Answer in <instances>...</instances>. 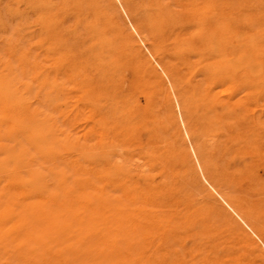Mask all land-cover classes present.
<instances>
[{
  "label": "rangeland",
  "instance_id": "1",
  "mask_svg": "<svg viewBox=\"0 0 264 264\" xmlns=\"http://www.w3.org/2000/svg\"><path fill=\"white\" fill-rule=\"evenodd\" d=\"M108 1L0 0V264H264V0ZM112 60L139 97L94 92Z\"/></svg>",
  "mask_w": 264,
  "mask_h": 264
},
{
  "label": "bare ground",
  "instance_id": "2",
  "mask_svg": "<svg viewBox=\"0 0 264 264\" xmlns=\"http://www.w3.org/2000/svg\"><path fill=\"white\" fill-rule=\"evenodd\" d=\"M84 1H85V0H84ZM107 1H108V0H107ZM109 1H111V0H109ZM109 1H108V2H109ZM117 1H118V0H117ZM122 1H123V0H122ZM124 1H125V0H124ZM128 1H131V0H128ZM138 1H139V0H138ZM143 1H144V0H143ZM182 1H183V0H182ZM201 1H202V0H201ZM211 1H212V0H211ZM213 1H214V0H213ZM213 1H212V2H213ZM221 1H222V0H221ZM221 1H220V2H221ZM63 2H64V4H65V1H63ZM63 2H62V3H63ZM68 2H70V1H68ZM82 2H83V1H82ZM82 2H81V3H82ZM103 2H104V1H103ZM125 2H126V1H125ZM135 2H136V1H135ZM152 2H153V1H152ZM177 2H178V1H177ZM184 2H185V1H184ZM184 2H182V3H184ZM212 2H211V3H212ZM218 2H219V0H218ZM105 3H107V2H105ZM110 3H111V2H110ZM113 3H114V2H113ZM119 3H120V2H119ZM123 3H124V2H123ZM137 3H138V2H137ZM140 3H141V2H140ZM173 3H174V2H173ZM179 3H180V2H179ZM191 3H192V2H191ZM191 3H190V6H191ZM211 3H210V4H211ZM222 3H223V2H222ZM53 4H54V2H53ZM67 4H69V3H67ZM72 4H73V3H72ZM83 4H84V3H83ZM98 4H99V3H98ZM134 4H136V3H134ZM150 4H151V3H150ZM160 4L162 5L161 2H160ZM174 4H175V3H174ZM200 4H201V3H200ZM202 4H203V3H202ZM202 4H201V5H202ZM215 4H216V3H215ZM48 5H49V4H48ZM55 5H56V4H55ZM110 5H111V4H110ZM127 5H129V4L127 3ZM139 5H140V4H139ZM139 5L136 4V7H138ZM176 5H177V4H176ZM184 5H185V4H184ZM186 5H187V4H186ZM188 5H189V4H188ZM188 5H187V6H188ZM198 5H199V4H198ZM204 5H205V4H204ZM211 5H212V4H211ZM211 5H210V6H211ZM216 5H218V4H216ZM42 6H43V5H42ZM46 6H47V5H46ZM50 6H51V5H50ZM52 6H53V5H52ZM57 6H58V5H57ZM66 6H67V5H66ZM82 6H83V5H82ZM96 6H97V4H96ZM96 6H94V7H96ZM98 6H99V5H98ZM114 6H115V4H114ZM119 6H121V5H119ZM124 6H125V5H124ZM132 6H133V4H132ZM148 6H150V5H148ZM152 6H153V5H152ZM158 6H159V5H158ZM158 6H157V7H158ZM181 6H182V5H181ZM196 6H197V5H196ZM202 6H203V5H202ZM202 6H201V7H202ZM212 6H213V5H212ZM218 6H219V5H218ZM43 7H45V6H43ZM54 7H55V6H54ZM64 7H65V6H64ZM92 7H93V6H92ZM105 7H106V8L108 7V3H107V6L105 5ZM105 7H103V8L105 9ZM150 7H151V6H150ZM162 7H163V6H162ZM168 7H170V5H169ZM179 7H180V5H179ZM188 7H189V6H188ZM191 7H192V6H191ZM194 7H195V6H194ZM197 7H198V6H197ZM214 7H215V6H214ZM214 7H213V8H214ZM47 8H48V7H47ZM47 8H46V9H47ZM67 8H68V6H67ZM100 8H102V7L100 6ZM103 8H102V9H103ZM112 8H113V6H112ZM112 8H108V9H110V10L112 11ZM120 8H121V7H120ZM126 8H127V7H125V9H126ZM129 8L132 9L131 7H129ZM129 8H127V10H128ZM151 8H152V7H151ZM163 8H164V7H163ZM174 8H175V7H174ZM208 8H209V7H208ZM216 8H217V7H216ZM216 8H215V9H216ZM233 8H234V7H233ZM48 9H49V8H48ZM52 9H53V8H52ZM63 9H64V8H63ZM70 9H71V8H70ZM84 9L86 10L87 8L85 7ZM90 9H92V8H90ZM95 9H96V8H95ZM165 9H166V8H165ZM170 9H171V8H170ZM178 9H179V8H178ZM183 9H184V8H183ZM215 9H214L213 11H215ZM42 10H43V8H42ZM49 10H51V8H50ZM65 10H66V9H64V11H65ZM68 10H69V8H68ZM114 10H116V9H114ZM123 10H124V9H123ZM133 10H134V8H133ZM141 10H142V9H140L139 11H141ZM153 10H154V9H153ZM173 10H174V9H173ZM184 10H186V9H184ZM189 10H191L190 7H189ZM192 10H193V9H192ZM46 11H47V10H46ZM52 11H53V10H52ZM81 11L84 12V10H82V8H81ZM111 11H110V12H111ZM147 11H148V10H147ZM163 11H164V10H163ZM166 11H167V10H165V12H166ZM203 11H204V10H203ZM203 11H202V12H203ZM41 12H42V11H41ZM44 12H45V11H44ZM49 12H50V11H49ZM114 12H115V11H114ZM142 12H143V11H142ZM144 12H145V11H144ZM161 12H162V11H161ZM161 12H160V13H161ZM186 12H187V10H186ZM89 13H90V12H89ZM128 13H129V12H128ZM133 13H134V12H133ZM133 13H131V15H132ZM146 13H147V12H146ZM151 13H152V12H151ZM151 13H150V14H151ZM166 13H167V12H166ZM170 13H171V12H170ZM174 13H175V12H174ZM176 13H177V11H176ZM183 13H184V12H183ZM189 13H190V12H189ZM205 13H206V12H205ZM205 13H203L202 16H203ZM214 13H216V12H214ZM83 14H84V13H83ZM95 14H96V13H95ZM108 14H109V13H108ZM140 14H142V13H140ZM150 14H149V15H150ZM161 14H162V13H161ZM212 14H213V13H212ZM71 15H72V14H71ZM80 15H81V14H80ZM91 15H92V14H91ZM138 15H139V14H138ZM146 15H147V14H146ZM188 15H191V14H188ZM188 15H186V16H188ZM192 15H193V14H192ZM200 15H201V14H200ZM208 15H210V14H208ZM133 16H134V14H133ZM135 16H136V15H135ZM144 16H145V15H144ZM144 16H143V17H144ZM162 16H163V15H162ZM177 16H178V15H177ZM179 16H180V15H179ZM211 16H212V15H211ZM211 16H210V17H211ZM213 16H214V15H213ZM56 17H57V16H56ZM85 17H87V16H85ZM97 17H99V16H97ZM110 17H111V15H110ZM136 17H137V16H136ZM149 17H150V16H149ZM163 17H164V16H163ZM189 17H191V16H189ZM194 17H195V16H194ZM194 17H193V18H194ZM205 17H206V15H205ZM205 17L203 16V18H205ZM87 18H89V16H88ZM118 18H119V17H118ZM133 18H134V17H133ZM145 18H147V17H145ZM169 18H170V17H169ZM169 18H168V19H169ZM171 18H172V17H171ZM177 18H178V17H177ZM177 18H176V19H177ZM180 18H181V17H180ZM187 18H188V17H187ZM195 18H196V17H195ZM198 18H199V17H198ZM198 18H197V19H198ZM77 19H78V18H77ZM81 19H82V18H81ZM130 19H131V18H130ZM135 19H136V18H135ZM143 19H144V18H143ZM182 19H183V18H182ZM188 19H189V18H188ZM215 19H216V18H215ZM82 20H83V19H82ZM85 20H86V19H85ZM127 20H128V19H127ZM138 20H139V19H138ZM147 20H148V19H147ZM147 20H146V21H147ZM173 20H174V19H173ZM173 20H172V21H173ZM177 20H179V19H177ZM180 20H181V19H180ZM180 20H179V21H180ZM204 20H205V19H204ZM79 21H80V20H79ZM92 21H93V20H92ZM113 21H114V20H113ZM115 21H116V20H115ZM139 21H141V20H139ZM170 21H171V20H170ZM188 21H189V20H188ZM191 21H192V20H191ZM89 22H90V21H89ZM156 22H157V21H156ZM174 22H175V21H174ZM183 22H184V20H183ZM185 22H186V21H185ZM197 22H198V21H197ZM207 22H208V21H207ZM214 22H216V21H214ZM217 22H219V21H217ZM83 23H84V21H83ZM85 23H86V22H85ZM98 23H99V22H98ZM135 23L137 24V21H136ZM144 23H145V22H144ZM147 23H148V21H147ZM170 23H172V22H170ZM188 23H189V22H188ZM191 23H193V22H191ZM202 23H203V22H202ZM61 24H62V23H60V25H61ZM63 24H64V23H63ZM81 24H82V23H81ZM118 24H119V23H118ZM120 24H122V23H120ZM129 24H130L129 26H131L132 29L135 30V28H134V26H135L134 23L132 24V22L129 21ZM138 24H140V23L138 22ZM145 24H146V23H145ZM145 24H143V25H145ZM150 24H151V23H150ZM174 24H175V23H174ZM185 24H186V23H185ZM197 24H198V23H197ZM87 25H88V24H87ZM93 25H94V23H93ZM96 25H97V24H96ZM115 25H116V24H115ZM133 25H134V26H133ZM146 25H148V24H146ZM146 25H145V26H146ZM175 25H176V24H175ZM183 25H184V23H183ZM187 25H188V24H187ZM198 25H199V24H198ZM200 25H201V23H200ZM208 25H209V24H208ZM212 25H213V24H212ZM61 26L63 27V25H61ZM61 26H60V27H61ZM99 26H100V25H99ZM117 26H118V25H117ZM137 26H138V25H137ZM137 26H136V27H137ZM151 26H152V24H151ZM162 26H163V25H162ZM181 26H182V25H181ZM195 26H196V25H195ZM205 26H206V25H205ZM82 27H83V26H82ZM85 27H86V26H85ZM94 27H95V26H94ZM111 27H112V25L110 26V29H111ZM123 27H124V26H123ZM131 27H130V28H131ZM139 27H140V25H139ZM139 27H138V28H139ZM149 27H150V26H149ZM163 27H165V25H164ZM169 27H170V26H169ZM169 27H168V28H169ZM183 27H184V26H183ZM196 27H198V26H196ZM92 28H93V27H91V29H92ZM100 28H101V27H100ZM107 28H108V27H107ZM113 28H114V27H113ZM141 28H142V27H141ZM170 28H171V27H170ZM173 28H174V27H173ZM194 28H195V27H194ZM199 28H201V26L198 27V29H199ZM205 28H206V27H205ZM50 29H52V28H50ZM83 29H84V28H83ZM98 29H99V28H98ZM98 29H97V31H98ZM108 29H109V28H108ZM119 29H120V28H119ZM121 29H123V28H121ZM142 29H143V28H142ZM147 29H148V28H147ZM178 29H182V28L179 27ZM190 29H191V26H190ZM198 29H197V31H198ZM201 29H202V28H201ZM210 29H211V28H210ZM58 30H59V29H58ZM89 30H90V29H89ZM95 30H96V29H95ZM95 30H94V31H95ZM106 30H107V29L105 28V31H106ZM125 30H126V29H125ZM134 30H133V31H134ZM148 30H150V29H148ZM175 30H177V29H175ZM185 30H186V29H185ZM199 30H200V29H199ZM205 30H206V29H205ZM64 31H65V30H64ZM91 31H92V30H91ZM94 31H93V32H94ZM100 31H101V29H100ZM105 31H104V32H105ZM137 31H138V30H137ZM165 31H166V30H165ZM171 31H172V30H171ZM171 31H170V32H171ZM183 31H184V30H183ZM200 31H201V30H200ZM60 32H61V31H60ZM73 32H74V31H73ZM106 32H107V31H106ZM109 32H110V31H109ZM122 32H123V31H122ZM135 32H136V31H135ZM144 32H145V31H144ZM148 32H149V31H148ZM185 32H186V31H185ZM187 32H188V31H187ZM187 32H186V33H187ZM204 32H205V31H204ZM99 33H100V32H99ZM99 33L97 32L96 34H99ZM110 33H111V32H110ZM125 33H126V32H125ZM136 33H137V32H136ZM138 33H140V32H138ZM145 33H146V32H145ZM163 33H164V32H163ZM179 33L182 34L183 32H179ZM186 33H184V34H186ZM198 33H200V32H198ZM216 33H217V32H216ZM62 34H63V33H61V35H62ZM74 34H76V32H74ZM86 34H87V33H86ZM104 34H105V33H104ZM104 34H102V35L104 36ZM115 34H116V33H115ZM115 34H114V35H115ZM118 34H119V33H118ZM118 34H116V35H118ZM121 34H122V33H121ZM130 34H132V33L130 32ZM140 34H141V33H140ZM150 34H151V33L149 32V35H150ZM164 34H165V33H164ZM170 34H172V33H170ZM173 34H174V33H173ZM177 34H178V32H177ZM177 34H176V35H177ZM181 34H180V35H181ZM184 34H183V35H184ZM200 34H201V33H200ZM211 34H212V33H211ZM89 35H92V34H89ZM116 35H115V36H116ZM119 35H120V34H119ZM119 35H118V36H119ZM128 35H129V34H128ZM137 35H138V34H137ZM141 35H142V34H141ZM187 35H188V33H187ZM197 35H198V34H197ZM219 35H220V34H219ZM219 35H218V36H219ZM55 36H56V35H55ZM64 36H65V35H64ZM67 36H68V35H66V38H67ZM72 36H73V35H72ZM72 36H71V37H72ZM80 36H82V35H80ZM115 36H114L113 38H115ZM121 36H122V35H121ZM145 36H148V35L145 34ZM153 36H154V35H153ZM161 36H162V35H161ZM199 36H200V35H199ZM209 36L211 37V35H209ZM62 37H63V36H62ZM62 37H61V38H62ZM71 37H70V38H71ZM76 37H78V35H77ZM76 37H75V38H76ZM90 37H91V36H90ZM104 37H105V36H104ZM108 37H109V36H108ZM122 37H123V36H122ZM127 37H128V36H127ZM130 37H131V36H130ZM130 37H128V39H129ZM134 37H136V36H134ZM149 37H150V36H149ZM151 37H152V36H151ZM171 37H172V35H171ZM174 37H175V36H174ZM176 37H177V36H176ZM186 37H187V36H186ZM188 37H189V36H188ZM223 37H224V36H223ZM227 37H228V36H227ZM54 38H55V37H54ZM68 38H69V37H68ZM70 38H69V39H70ZM84 38L86 39V37H84ZM96 38H99V36L96 37ZM124 38H125V37H124ZM154 38H155V37H154ZM156 38H157V37H156ZM182 38H183V37H182ZM184 38H185V37H184ZM189 38H190V37H189ZM193 38H194V37H193ZM196 38H197V37H196ZM196 38H195V39H196ZM198 38H199V37H198ZM69 39H68V41H69ZM80 39H81V38H80ZM90 39H91V38H90ZM105 39H106V38H105ZM110 39H111V38H110ZM125 39H127V38H125ZM137 39H138V38H137ZM142 39H143V38H142ZM148 39H149V38H148ZM150 39H152V38H150ZM164 39H165V38H164ZM179 39H180V37H179ZM76 40H77V39H76ZM76 40H75V41H76ZM81 40H82V39H81ZM87 40H88V38H87ZM95 40H96V39H95ZM115 40H116V39H115ZM122 40H123V39H122ZM129 40H130V39H129ZM219 40H220V39H219ZM238 40H239V39H238ZM60 41H61V40H60ZM63 41H64V40H63ZM65 41H67V40H65ZM84 41H85V40H84ZM98 41H99V40H98ZM98 41H97V42H98ZM104 41H105V40H104ZM111 41H112V40H111ZM127 41H128V40H127ZM127 41H126V42H127ZM146 41H147V40H146ZM146 41H145V42H146ZM184 41H185V40H184ZM199 41H200V40H199ZM199 41H197V42H199ZM220 41H221V40H220ZM223 41H224V38H223ZM61 42H62V41H61ZM93 42H94V41H93ZM101 42H102V41H100V43H101ZM107 42H108V41H107ZM107 42H106V43H107ZM118 42H119V41H118ZM126 42H125V43H126ZM149 42H150V41H149ZM151 42H152V41H151ZM153 42H155V41L153 40ZM162 42H164V40H162ZM166 42H167V40H166ZM177 42H178V41H177ZM193 42H194V41H193ZM231 42H232V41H231ZM79 43H81V42L79 41ZM104 43H105V42H104ZM108 43H109V42H108ZM110 43H111V42H110ZM110 43H109V44H110ZM120 43H122V41H121ZM142 43H143V40H142ZM156 43H157V42H156ZM168 43H169V42H168ZM173 43H174V42H173ZM173 43H172V44H173ZM179 43H180V42H179ZM182 43H183V42H182ZM185 43H186V42H185ZM203 43H204V42H203ZM223 43H224V42H223ZM236 43H237V42H236ZM245 43H246V42H245ZM63 44H64V43H63ZM68 44H69V43H68ZM87 44L89 45V43H87ZM127 44H128V42H127ZM127 44H126V46H125V45H124V46L127 47V46L132 45V44L127 45ZM152 44H153V43H152ZM195 44H196V43H195ZM209 44H211V43H209ZM219 44H220V42H219ZM221 44H222V41H221ZM232 44H235V43H232ZM60 45H61V44H60ZM66 45H67V44H66ZM81 45H82V44H81ZM97 45H98V44H97ZM102 45H103V43H102ZM143 45H144V44H143ZM148 45H149V44H148ZM175 45H176V44H175ZM177 45H180V44H177ZM239 45L241 46V43H240ZM89 46H90V45H89ZM92 46H93V45H92ZM120 46H121V45H120ZM140 46H141V45H140ZM171 46H172V45H170L169 47H171ZM181 46H182V45H181ZM185 46H186V45H185ZM185 46H184V44H183V47H185ZM188 46H189V45H188ZM195 46H196V45H195ZM199 46H200V45H199ZM213 46H214V45H213ZM213 46H211V47H213ZM221 46H222V45H221ZM248 46H249V45H248ZM248 46H247V47H248ZM67 47H68V46H67ZM98 47H99V45H98ZM100 47H101V46H100ZM107 47H109V46H107ZM107 47H105V48H107ZM125 47H124V48H125ZM134 47H139V46L136 45V46H134ZM144 47H145V46H144ZM163 47H164V46H163ZM172 47H173V46H172ZM192 47H194V46H192ZM209 47H210V46H209ZM211 47H210V48H211ZM225 47H226V46H225ZM228 47H229V46H228ZM228 47H226V48H228ZM237 47H238V46H237ZM237 47H236V48H237ZM244 47H245V46H244ZM54 48H55V47H54ZM86 48H87V47H86ZM105 48H103V49H105ZM129 48H130V47H128V49H129ZM159 48L161 49V47H159ZM173 48H175V47H173ZM173 48H172V49H173ZM179 48H180V47H179ZM179 48H177V49H179ZM187 48H188V47H187ZM249 48H250V46H249ZM56 49H57V48H56ZM90 49H91V48H90ZM100 49H101V48H100ZM111 49H112V48H111ZM126 49H127V48H126ZM138 49H139V48H138ZM141 49H143V48H141ZM145 49L148 50L147 47H145ZM149 49H150V48H149ZM162 49H165V48H162ZM195 49H196V47H195ZM212 49H213V48H212ZM216 49H218V48H216ZM231 49H232V48H231ZM233 49H234V48H233ZM238 49H239V47H238ZM244 49H245V48H244ZM108 50H109V49H108ZM117 50H118V49H117ZM181 50H184V49H181ZM207 50H208V49H207ZM224 50H225V49H224ZM236 50H237V49H236ZM47 51H48V50H47ZM98 51H99V49H98ZM100 51H102V50H100ZM115 51H116V50H115ZM122 51H123V50H122ZM143 51H144V49H143ZM170 51H172V50H170ZM177 51H178V50H177ZM184 51H185V50H184ZM193 51H194V50H193ZM204 51H205V50H204ZM222 51H223V50H222ZM222 51H221V52H222ZM231 51H232V50H231ZM54 52H56V51L54 50ZM113 52H114V51H113ZM132 52H134V51H132ZM136 52H138V51H136ZM136 52H134V53H136ZM139 52H140V51H139ZM147 52H148V51H147ZM150 52H151V49H150ZM166 52H167V51H166ZM166 52H165V53H166ZM174 52H175V51H174ZM174 52H173V53H174ZM186 52H187V51H186ZM194 52H196V51H194ZM217 52H218V50H217ZM247 52H249V51H247ZM20 53H21V52H20ZM109 53H110V52H109ZM122 53H123V52H122ZM144 53H145V52H144ZM159 53H160V52H159ZM175 53H176V52H175ZM190 53H191V52H190ZM223 53H224V52H223ZM228 53H229V52H228ZM49 54H50V53H49ZM89 54H90V53H89ZM112 54H113V53H112ZM117 54H118V53H117ZM138 54H139V53H138ZM163 54H164V53H163ZM177 54H178V53H177ZM183 54H184V53H183ZM210 54H211V53H210ZM218 54H219V53H218ZM220 54H221V53H220ZM220 54H219V55H220ZM257 54H258V53H257ZM99 55H100V54H99ZM119 55H120V54H119ZM187 55H188V54H187ZM194 55H196V54H194ZM202 55H203V53H202ZM208 55H209V54H207V56H208ZM215 55H216V53H215ZM225 55H226V54H225ZM250 55H252V54L250 53ZM23 56H24V55H23ZM103 56H104V55H103ZM107 56H109V55H107ZM113 56H114V55H113ZM122 56H123V55H122ZM130 56H131V54H130ZM134 56L136 57V55H134ZM143 56H144V55H143ZM150 56H151V55H150ZM164 56H165V55H164ZM164 56H162V57H164ZM174 56H175V55H174ZM179 56H180V55H179ZM182 56H185V55H182ZM197 56H198V55H197ZM204 56H205V55H204ZM228 56H230V55H228ZM239 56H240V55H239ZM242 56H243V55H242ZM94 57H95V56H94ZM110 57H112V56H110ZM125 57H126V56H125ZM127 57H128V56H127ZM156 57H157V56H156ZM180 57H181V56H180ZM213 57H214V56H213ZM220 57H221V56H220ZM226 57H227V56H226ZM247 57H248V56H247ZM252 57H253V56H252ZM257 57H258V56H257ZM257 57H256V58H257ZM115 58H116V57H115ZM118 58H119V57H118ZM130 58H131V57H130ZM136 58H137V57H136ZM144 58H145V57H144ZM152 58H153V57H152ZM157 58H159V56H158ZM167 58H169V57H167ZM170 58H171V55H170ZM174 58H176V57H174ZM208 58H209V57H208ZM245 58H246V57H245ZM248 58H249V57H248ZM23 59H24V58H23ZM119 59H120V58H119ZM128 59H129V58H128ZM159 59H161V58H159ZM162 59H163V58H162ZM165 59H166V58H165ZM183 59H184V58H183ZM191 59H192V58H191ZM203 59H204V58H203ZM211 59H212V58H211ZM25 60H26V59H25ZM97 60H98V59H97ZM131 60H132V58H131ZM179 60H180V59H179ZM181 60H182V59H181ZM192 60H193V59H192ZM192 60H190V61H192ZM205 60H206V59H205ZM224 60H225V59H224ZM224 60H223V61H224ZM256 60H257V59H256ZM256 60H253L252 62H255ZM259 60H260V59H259ZM116 61H117V60H112V61L106 66L107 69H106V73H105V76H104L105 79H106V84H107L106 87H104V86L101 87V85H100L101 88H100L99 90L94 91V92H96V94H99V95H102V94H104V95L109 94V95H110V93H111L110 96L113 95V96H116L117 98L119 97V98H121L124 102L134 100L135 97H136L137 95H138V97H139V94H140L139 91H138V89L140 88L139 86H141V85L139 84L140 80H139V82H138V80L133 76L134 79L130 80V81L127 83L126 87H124L125 80H124V78L122 77V75L118 74L117 71H116V70H117V68H116V66H117V65H116L117 62H116ZM140 61H141V60H140ZM145 61H146V60H145ZM156 61H157V60H155V63H154V64H158ZM167 61H168V59H167ZM173 61H174V60H173ZM190 61H189V62H190ZM245 61H246V60H245ZM141 62H142V61H141ZM141 62H139V63L141 64ZM150 62H151V61H150ZM163 62H164V61H163ZM183 62H184V61H183ZM257 62H258V61H257ZM94 63H95V62H94ZM101 63H102V62H101ZM121 63H122V62H121ZM135 63H136V62H135ZM139 63H138V64H139ZM145 63H146V62H145ZM174 63H175V62H174ZM191 63H193V62H191ZM191 63H190V64H191ZM198 63H199V62H198ZM198 63H197V64H198ZM225 63H226V62H225ZM248 63H249V62H247V64H248ZM262 63H264V61H262ZM98 64H99V63H98ZM160 64H161V63H160ZM169 64H170V63H169ZM171 64H172V63H171ZM183 64H184V63H183ZM183 64H182V65H183ZM194 64H195V63H194ZM194 64H193V65H194ZM203 64H204V63H203ZM216 64H217V63H216ZM222 64L225 65L224 63H222ZM222 64H220V65H222ZM251 64L253 65V63H251ZM35 65H36V64H35ZM135 65H136V64H135ZM145 65H146V64H145ZM151 65H152V64H151ZM158 65H159V64H158ZM164 65H165V64H164ZM164 65H163V66H164ZM178 65H179V64H178ZM204 65H205V64H204ZM220 65L218 64V66H220ZM138 66H139V65H138ZM148 66H149V65H148ZM163 66H162V67H163ZM185 66H186V65H185ZM199 66H200V65H199ZM206 66H208V65H206ZM98 67H99V66H98ZM149 67H150V66H149ZM152 67H153V66H152ZM157 67H158V66H157ZM165 67H168V66H165ZM165 67H164V68H165ZM182 67H183V66H182ZM188 67H189V66H188ZM191 67H192V65H191ZM210 67H211V66H210ZM215 67H216V66H215ZM137 68H139V67H137ZM142 68H143V67H142ZM195 68H196V67H195ZM200 68H201V66H200ZM211 68H212V67H211ZM240 68H241V66H240ZM240 68H239V69H240ZM247 68H248V67H247ZM253 68H255V66H253ZM130 69H131V68H130ZM189 69H190V68H189ZM224 69H225V68H224ZM230 69H231V68H230ZM245 69H246V68H245ZM249 69H250V68H249ZM260 69H261V68H260ZM128 70H129V69H128ZM143 70H144V69H143ZM155 70H157V69L155 68ZM155 70H154V71H155ZM183 70H184V69H183ZM183 70H181V71H183ZM205 70H208V68L205 69ZM217 70H218V69H217ZM225 70H226V69H225ZM253 70H255V69H253ZM253 70H252V71H253ZM123 71H124V70H123ZM132 71H133V70H132ZM141 71H142V70H141ZM148 71H149V70H148ZM159 71H160V69H159ZM163 71H164V70H163ZM172 71H173V70H172ZM210 71H212V70H208V72H210ZM233 71H234V70H233ZM244 71H245V70H244ZM244 71H243V72H244ZM257 71H259L258 68H257ZM138 72H139V71H138ZM155 72H156V71H155ZM179 72H180V71H179ZM190 72H191V70H190ZM243 72H242V73H243ZM250 72H251V71H250ZM259 72H260V71H259ZM133 73H134V72H133ZM142 73H143V72H142ZM150 73H151V72H150ZM173 73H174V72H173ZM245 73H246V72H245ZM251 73H253V72H251ZM134 74H135V73H134ZM136 74H137V73H136ZM144 74H145V73H144ZM146 74H147V73H146ZM152 74H153V73H152ZM166 74H167V73H166ZM166 74H164V75H166ZM169 74H170V73H169ZM171 74H172V73H171ZM205 74H206V73H205ZM211 74H214V73L212 72ZM221 74H222V73H221ZM223 74H224V73H223ZM225 74H226V73H225ZM233 74H234V72H233ZM258 74H259V73H258ZM1 75L3 76V74H1ZM123 75H124V74H123ZM129 75H130V74H129ZM173 75H174V74H173ZM246 75H247V74H246ZM250 75H251V74H250ZM262 75H264V74H262ZM2 76H1V77H2ZM170 76H171V75H170ZM207 76H209V75H207ZM216 76H217V75H216ZM222 76H223V75H222ZM227 76H229V75H227ZM230 76H232V75H230ZM243 76H244V75H243ZM252 76H253V75H252ZM156 77H157V76H156ZM161 77H162V76H161ZM168 77H169V76H168ZM225 77H226V75H225ZM250 77H251V76H250ZM260 77H261V76H260ZM142 78H143V77H142ZM170 78H172V77H170ZM205 78H206V77H205ZM210 78H211V77H209L208 79L210 80ZM213 78H214V77H213ZM215 78H216V77H215ZM215 78H214V79H215ZM221 78L224 79V77H221ZM229 78H230V77H229ZM247 78H249V77H247ZM257 78H259V76H258ZM178 79H179V78H178ZM208 79H207V80H208ZM4 80H5V79H4ZM162 80H163V78H162ZM173 80H174V79H173ZM217 80H218V79H217ZM258 80H259V79H258ZM0 81H1V79H0ZM163 81H164V80H163ZM181 81H182V80H181ZM181 81H180V82H181ZM215 81H216V80H215ZM225 81H227V80L225 79ZM101 82H102V81H101ZM103 82H104V81H103ZM148 82H149V81H148ZM148 82H147V83H148ZM167 82H168V81H167ZM207 82H208V81H207ZM210 82H211V81H210ZM210 82H208V84H209ZM2 83H3V82H2ZM159 83H160V82H159ZM175 83H176V82H175ZM214 83H215V82H214ZM223 83H224V82H223ZM255 83H256V82H255ZM6 84H7V83H6ZM6 84L4 85V87L6 86ZM141 84H142V83H141ZM151 84H152V83H151ZM164 84H165V83H164ZM176 84H177V83H176ZM176 84H175V85H176ZM256 84H257V83H256ZM0 85H1V84H0ZM175 85H174V86H175ZM158 86H159V85H158ZM162 86H163V85H162ZM162 86H161V88H162ZM183 86H184V84H183ZM249 86H251V85H249ZM85 87H86V86H85ZM87 87H88V86H87ZM148 87H149V86H148ZM156 87H157V86H156ZM179 87H180V86H179ZM1 88H2V86H1ZM7 88H8V87H7ZM151 88H152V87H151ZM153 88H154V87H153ZM164 88H165V87H164ZM166 88H167V87H166ZM180 88H181V87H180ZM186 88H187V87H186ZM186 88H185V89H186ZM207 88H208V86H207ZM246 88H247V87H246ZM4 89H5V88H4ZM91 89H92V88H91ZM209 89H210V88H209ZM248 89H249V87H248ZM0 90H1V89H0ZM5 90H6V89H5ZM5 90H4V91H5ZM81 90H82V89H81ZM156 90H157V89H156ZM181 90H182V89H181ZM187 90H188V89H187ZM207 90H208V89H207ZM245 90H246V89H245ZM252 90H253V89H252ZM165 91H167V90H165ZM208 91H209V90H208ZM250 91H251V90H250ZM6 92L8 93V91H6ZM91 92H92L91 90H90V91H86L85 94H90V95H91ZM141 92H142V91H141ZM150 92H151V91H150ZM186 92H187V91H186ZM229 92H230V91H229ZM246 92H248V91H246ZM2 93H3V91H2ZM4 93H5V92H4ZM83 93H84V92H83ZM138 93H139V94H138ZM142 93H144V92H142ZM168 93H169V92H168ZM180 93H182V92H180ZM5 94H6V93H5ZM9 94H10V93H9ZM192 94H193V93H192ZM230 94H231V92H230L228 95H230ZM242 94L245 95V91H244V93H242ZM242 94H241V96H242ZM248 94H249V93H248ZM251 94H252V93H251ZM0 95H1V94H0ZM92 95H93V94H92ZM156 95H158V94H156ZM179 95H180V94H179ZM190 95H191V94H190ZM237 95H238V94H237ZM239 95H240V94H239ZM80 96H81V95H80ZM144 96H146V95H144ZM151 96H152V95H151ZM159 96H160V95H159ZM165 96H166V95H165ZM165 96H164V97H165ZM193 96H194V95H193ZM247 96H248V95H247ZM2 97H3V96H2ZM85 97H88V96H85ZM89 97H90V96H89ZM100 97H101V96H100ZM102 97H103V96H102ZM106 97H107V96H106ZM226 97H227V99L229 100L228 96H226ZM231 97H232V96H231ZM249 97H250V95H249ZM249 97H248V98H249ZM9 98H10V97H9ZM96 98H97V97H96ZM96 98H95V99H96ZM108 98H109V97H108ZM119 98H118V100H120ZM160 98H161V97H160ZM170 98H171V97H170ZM182 98H183V97H182ZM195 98H196V97H195ZM217 98H218V97H217ZM246 98H247V97H246ZM104 99H105V98H104ZM175 99H176V98H175ZM185 99H186V97H185ZM198 99H199V98H198ZM198 99H197V100H198ZM218 99H219V98H218ZM232 99H235V98L233 97ZM0 100H1V99H0ZM84 100H86V99H84ZM90 100H91V99H90ZM92 100H93V99H92ZM101 100H102V99H101ZM101 100H99V101H101ZM113 100H115V99H113ZM116 100H117V99H116ZM138 100H139V99H138ZM149 100H150V99H149ZM149 100H148V101H149ZM155 100H156V99H155ZM155 100H154V101H155ZM160 100H161V99H160ZM192 100H193V99H192ZM197 100H196V101H197ZM199 100H200V99H199ZM235 100H236V99H235ZM246 100L248 101V99H246ZM4 101H5V100H4ZM9 101H10V100H9ZM86 101H87V100H86ZM97 101H98V100H97ZM136 101H137V99H136ZM229 101H230V100H229ZM229 101H228V102H229ZM233 101H234V100H233ZM244 101H245V100H244ZM87 102H88V101H87ZM119 102H121V100H120ZM133 102L135 103V101H133ZM156 102H157V101H156ZM199 102H200V101H199ZM199 102H198V103H199ZM201 102H202V101H201ZM206 102H208V101H206ZM225 102H226V101H225ZM241 102H242V101H241ZM91 103H92V102H91ZM112 103H113V102H112ZM191 103H192V102H191ZM215 103H217V102H215ZM88 104H89V103H88ZM93 104H94V103H93ZM97 104H98V103H97ZM104 104H105V103H104ZM104 104H103V108H104ZM128 104H129V102H128ZM136 104H137V103H136ZM142 104H143V103H142ZM203 104H204V103H203ZM211 104H212V103H211ZM213 104H214V103H213ZM213 104H212V105H213ZM244 104H245V103H244ZM94 105H96V104H94ZM105 105H106V104H105ZM151 105H152V104H151ZM155 105H156V104H155ZM175 105H176V104H175ZM191 105H192V104H191ZM204 105H205V104H204ZM208 105H209V104H208ZM214 105H215V104H214ZM97 106H98V105H97ZM97 106H96V107H97ZM118 106H119V105H118ZM146 106H147V105H146ZM165 106H166V105H165ZM179 106H180V105H179ZM179 106L177 107V109H179ZM187 106H188V104H187ZM94 107H95V106H94ZM96 107H95L94 109H96ZM108 107H109V106H108ZM114 107H115V106H114ZM151 107H152V106H151ZM174 107H175V106H174ZM203 107H204V106H203ZM214 107H215V106H214ZM214 107H213V109H215ZM245 107H246V106H244L243 108L245 109ZM247 107H248V106H247ZM87 108H88V107H87ZM98 108H99V107H98ZM98 108H97V110H98ZM175 108H176V107H175ZM204 108H205V107H204ZM162 109H163V108H162ZM165 109H167V108H165ZM180 109H182V108H180ZM180 109H179V110H180ZM183 109H184V108H183ZM209 109H210V108H209ZM100 110H101V109H100ZM104 110H105V108H104ZM116 110H117V109H116ZM147 110H148V109H147ZM169 110H170V109H169ZM171 110H172V109H171ZM173 110H174V108H173ZM179 110H178V111H179ZM245 110H246V109H245ZM113 111H114V110H113ZM176 111H177V110H176ZM180 111H181V110H180ZM196 111H197V110H194V113H195ZM210 111H211V110H210ZM213 111H214V110H213ZM137 112H138V111H137ZM163 112H164V111H163ZM166 112H167V111H166ZM186 112H187V111H186ZM247 112H248V111H247ZM104 113H105V112H104ZM119 113H120V112H119ZM121 113H122V112H121ZM144 113H147V112H144ZM190 113H192V112L190 111ZM214 113H215V112H214ZM244 113H245V111H244ZM244 113H243V114H244ZM122 114H123V113H122ZM138 114H139V113H138ZM184 114H185V112H184ZM98 115H99V114H98ZM105 115H106V114H104V116H105ZM109 115H110V114H109ZM117 115H118V114H117ZM119 115H120V114H119ZM148 115H149V114H148ZM187 115H188V114H187ZM189 115H190V114H189ZM203 115H205V114L203 113ZM99 116H100V115H99ZM106 116H107V115H106ZM106 116H105V117H106ZM162 116H163V115H162ZM177 116H178V115H177ZM191 116H192V115H191ZM199 116H200V115H199ZM205 116H206V115H205ZM208 116H209V115H208ZM251 116H252V114H251ZM24 117H25V116H24ZM164 117H165V116H164ZM173 117H174V116H173ZM187 117H188V116H187ZM203 117H204V116H203ZM149 118H150V117H149ZM170 118H171V117H170ZM192 118L194 119V118H196V117L193 116ZM34 119H35V118H34ZM96 119H98V118L96 117ZM101 119H102V118H101ZM105 119H106V118H104L103 120H105ZM156 119L159 120L160 117H159V119H158V118H156ZM166 119H167V118H166ZM175 119H176V117H175ZM188 119H189V118H188ZM241 119H242V118H241ZM93 120H94V119H93ZM119 120H120V119H119ZM151 120H152V119H151ZM164 120H165V119H164ZM168 120H171V119H168ZM168 120H167V121H168ZM173 120H174V119L172 118V121H173ZM190 120H191V119H190ZM190 120H188V122H189ZM206 120H208V118H206ZM167 121H166V123H167ZM179 121H180V120H179ZM184 121H185V120H184ZM199 121H200V120H199ZM202 121L204 122V119H203ZM239 121H240V119H239ZM30 122H31V121H30ZM98 122H99V121H98ZM132 122H134V121H132ZM136 122H137V121H136ZM138 122H139V121H138ZM155 122H156V120H155ZM169 122H170V121H169ZM186 122H187V121H186ZM188 122H187V124H188ZM210 122H211V121H210ZM250 122H251V121H250ZM37 123H38V122H37ZM84 123H85V122H84ZM102 123H103V122L101 121V124H102ZM152 123H153V122H152ZM166 123H165V124H166ZM177 123H178V122H177ZM197 123H198V122H197ZM35 124H36V123H35ZM123 124H124V123H123ZM128 124H129V123H128ZM133 124H134V123H133ZM163 124H164V123H163ZM187 124H186V125H187ZM195 124H196V122H195ZM255 124H256V123H255ZM117 125H118V124H117ZM131 125H132V124H131ZM174 125H175V123H174ZM180 125H181V124H180ZM180 125H179V126H180ZM190 125H192V124H190ZM85 126H86V125H85ZM119 126H120V125H119ZM129 126H130V125H129ZM152 126H153V125H152ZM165 126H166V125H165ZM176 126H177V125H176ZM184 126H185V125H184ZM205 126H206V125H205ZM99 127H100V126H99ZM181 127H182V126H181ZM186 127H187V126H186ZM190 127H191V126H190ZM194 127H195V126H194ZM246 127H247V126H246ZM91 128H92V126H91ZM111 128H113V127H111ZM131 128H132V127H131ZM133 128H134V127H133ZM158 128H159V126H158ZM242 128H244V127L242 126ZM85 129H86V128H85ZM87 129H88V128H87ZM113 129H114V128H113ZM134 129L136 130V128H134ZM171 129H172V128H171ZM182 129H183V128H182ZM184 129H185V127H184ZM259 129H260V128H259ZM23 130H24V129H23ZM26 130H27V129H26ZM110 130H111V129H110ZM119 130H120V129H119ZM123 130H124V129H123ZM132 130H133V129H132ZM154 130H155V128H154ZM158 130H159V129H158ZM187 130H188V129H187ZM187 130H185L186 135H187V132H186ZM31 131H32V130H31ZM89 131H91V129H89ZM94 131H95V130H94ZM94 131H93V132H94ZM155 131H156V130H155ZM191 131H192V130H191ZM194 131H196V130L194 129ZM243 131H244V130H243ZM84 132H85V131H84ZM95 132H96V131H95ZM100 132H101V131H100ZM103 132H104V131H103ZM116 132H117V131H116ZM170 132H171V131H170ZM173 132H174V130H173ZM178 132H179V131H178ZM28 133H29V132H28ZM39 133H40V132H39ZM105 133H106V132H105ZM112 133H113V132H111V134H112ZM185 133H184V134H185ZM31 134H32V133H31ZM85 134H86V133H85ZM118 134H119V133H118ZM122 134H124V131H123ZM131 134H132V133H131ZM133 134H134V133H133ZM153 134H155V133H153ZM166 134H167V133H166ZM26 135H28V134H26ZM26 135H25V136H26ZM32 135H33V134H32ZM32 135H30V136H32ZM39 135H41V134H39ZM44 135H45V134H44ZM126 135H127V134H126ZM136 135H137V134H136ZM138 135H139V134H138ZM158 135H159V134H158ZM171 135H173V133H172ZM194 135H195V134H194ZM196 135H198V134H196ZM23 136H24V135H23ZM82 136H83V135H82ZM84 136H85V135H84ZM92 136H93V135H92ZM97 136H98V135H97ZM130 136H131V135H130ZM130 136L128 135V137H126V138L124 137V138H125L124 141H126L127 138H130ZM154 136H155V135H154ZM110 137H111V136H110ZM139 137H140V136H139ZM139 137H136V138L139 139ZM158 137H159V136H158ZM173 137H174V136H173ZM181 137H182V136H181ZM199 137H200V136H199ZM34 138H35V136H34ZM38 138H40V137L38 136ZM38 138H36V139H38ZM115 138H116V137H114V140H115ZM122 138H123V137H122ZM136 138H135V139H136ZM153 138H155V137H153ZM153 138H152V139H153ZM183 138H184V137H183ZM31 139H32V138H31ZM119 139H121V137H120ZM133 139H134V137H133ZM140 139H141V137H140ZM188 139H189V138H188ZM196 139H197V138H196ZM198 139H199V138H198ZM28 140H29V139H28ZM40 140H42V139H39L38 141H40ZM45 140H46V139H45ZM104 140H105V138H104ZM106 140H107V139H106ZM200 140H201V139H200ZM34 141H35V140H34ZM120 141H121V140H120ZM138 141H139V140H138ZM148 141H149V140H148ZM150 141H151V140H150ZM162 141H163V140H162ZM201 141H202V140H201ZM31 142H33V141H31ZM43 142H44V141H43ZM122 142H123V141H122ZM131 142H132V141H131ZM131 142H130V143H131ZM136 142H137V141H135L134 143H136ZM139 142H140V141H139ZM155 142H156V141H155ZM163 142H164V141H163ZM181 142H183V141H181ZM181 142H180V143H181ZM184 142H185V141H184ZM145 143H146V142H145ZM151 143H153V142H151ZM180 143H179V141H178V144H180ZM197 143H198V142H197ZM200 143H201V142H200ZM30 144H31V143H30ZM140 144H141V143H140ZM156 144H158V143H156ZM172 144H173V143H172ZM174 144H175V143H174ZM178 144H176V145H178ZM198 144H199V143H198ZM219 144H220V143H219ZM33 145H35V144H33ZM43 145H44V144H43ZM87 145H88V144H87ZM137 145H138V144H137ZM143 145H144V144H143ZM152 145H153V144H152ZM165 145H167V144H165ZM185 145H186V144H185ZM205 145H206V144H205ZM133 146H134V145H133ZM135 146H136V145H135ZM146 146H147V145H146ZM169 146H170V145H169ZM169 146H168V147H169ZM200 146H201V145H200ZM33 147H34V146H33ZM45 147H46V146H45ZM138 147H139V146H138ZM168 147H167V148L165 147L166 150L168 149ZM175 147H176V146H175ZM183 147L185 148V146H183ZM191 147H192V146H191ZM206 147H207V146H206ZM159 148H160V147H159ZM169 148H170V147H169ZM178 148H179V147H178ZM40 149H41V148H40ZM48 149H49V148H48ZM156 149H158V147H157ZM162 149H163V148H162ZM201 149H202V148H201ZM171 150H172V149H171ZM171 150H170V151H171ZM177 150H178V149H177ZM183 150H184V149H183ZM203 150H204V149H203ZM166 152H167V151H166ZM179 152H180V151H179ZM192 152H193L192 154L194 155V158H195V160H196L197 166H198L200 172H201L202 175H203V172H202V169H201V165H200V163H199V160H200V159H197V157H196V155H195V152H194V149H193V148H192ZM170 153H171V152H170ZM170 153L167 152L168 155H171ZM157 154H158V153H157ZM114 155H115V154H114ZM158 155H159V154H158ZM172 155H173V154H172ZM177 155L179 156V154H177ZM173 156H174V155H173ZM183 156H184V154H183ZM106 157H107V156H106ZM108 157H109V156H108ZM162 157H163V156H162ZM174 157H175V156H174ZM180 157H181V155H180ZM184 157H185V156H184ZM168 158H169V156H168ZM168 158H167V159H168ZM172 158H173V157H172ZM178 158H179V157H178ZM201 158H202V157H201ZM207 158H208V157H207ZM18 159H19V158H18ZM182 159H183V158H182ZM190 159H191V158H190ZM187 160H188V159H187ZM195 160H194V161H195ZM180 161H181V160H180ZM202 161H203V160H202ZM14 162H15V160H14ZM18 162H19V161H18ZM187 162H188V161H187ZM192 162H193V161H192ZM192 162H191V163H192ZM205 162H206V161H205ZM193 163H194V162H193ZM167 164H169V163H167ZM202 164H203V163H202ZM169 165H170V164H169ZM188 165H190V163H189ZM208 165H210V163H209ZM208 165H206V166H208ZM186 166H187V163H186ZM191 166H192V165H191ZM193 166H194V165H193ZM14 167H15V166H14ZM169 167H170V166H169ZM176 167H177V166H176ZM189 167H190V166H189ZM213 167H214V166H213ZM71 168H72V167H71ZM202 168H203V167H202ZM210 168H211V167H210ZM192 169H193V168H192ZM204 169H205V167H204ZM206 169H207V167H206ZM212 169H213V168H212ZM180 170H181V168H180ZM208 170H209V168H208ZM187 172H189V171H187ZM190 172H192V171L190 170ZM193 172H194V171H193ZM201 173H200V174H201ZM16 176H18V175H16V173H15V177H16ZM203 176H204V175H203ZM19 178H20V177H19ZM19 178H17V179H19ZM16 181H17V180H16ZM129 182H131V180H130ZM169 183H170V182H169ZM129 184H130V183H129ZM209 186H210L212 189L215 190V188H214L211 184H210ZM172 188H173V187H172ZM208 188H209V187H208ZM186 189H187V187H186ZM230 189H231V188H230ZM184 192H185V191H184ZM189 193H190V192H188V194H189ZM183 194H184V193H183ZM216 194L219 195V196L221 197V195H220L218 192H216ZM184 195H185V194H184ZM190 195H191V194H190ZM190 197H191V196H190ZM192 198H193V197H192ZM195 199H197V198H195ZM181 201H183V200H181ZM225 202H226V201H225ZM151 203H152V202H151ZM197 203H198V202H197ZM197 203H195V204H197ZM260 203H261V202H260ZM193 204H194V203H193ZM227 204H228V203H227ZM197 205H198V204H197ZM202 205H203V204H202ZM218 207H219V206H218ZM229 207H230V209L233 210V208H232L230 205H229ZM167 211H169V210H166V212H167ZM169 212H170V211H169ZM92 213H93V212H92ZM238 213H239V212H238ZM243 213H246V212H243ZM248 213H249V211H248ZM246 215H248V214H246ZM250 215H251V214H250ZM194 216H195V215H194ZM168 217H169V215L167 216V218H168ZM242 217H243V216H242ZM248 217H249V216H248ZM95 218H96V217H95ZM249 218L254 220V221H252V222H253V227H254V229L251 230L252 233L256 234V233L258 232L260 235L264 236V222L259 221L256 217H253L252 215H251ZM179 225H180V224H179ZM233 231H234V230H233ZM255 232H256V233H255ZM90 239H91V238H90ZM260 241H261V240H260ZM261 242H262V241H261ZM262 245H264V242H262ZM98 248H99V247H98ZM126 249H127V248H126ZM150 256H151V255H150Z\"/></svg>",
  "mask_w": 264,
  "mask_h": 264
}]
</instances>
